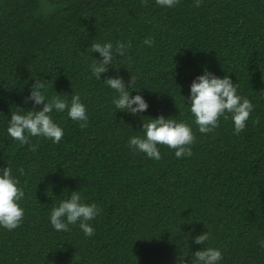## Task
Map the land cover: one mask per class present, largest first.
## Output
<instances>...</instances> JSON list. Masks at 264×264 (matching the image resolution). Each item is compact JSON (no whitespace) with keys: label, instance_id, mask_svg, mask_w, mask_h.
Segmentation results:
<instances>
[{"label":"trees","instance_id":"1","mask_svg":"<svg viewBox=\"0 0 264 264\" xmlns=\"http://www.w3.org/2000/svg\"><path fill=\"white\" fill-rule=\"evenodd\" d=\"M92 41L128 44L115 67L126 84L135 76L144 113L116 112L112 90L90 78L92 55L100 58ZM205 68L227 73L253 104L240 133L230 115L209 133L194 123L182 96ZM116 74L110 68L102 79ZM35 78L49 81L48 96L79 93L88 123L54 111L61 141L30 137L32 151L6 127L10 108L33 107L23 98ZM160 114L191 125L190 156L159 145L153 160L127 146L141 134V115ZM7 165L25 190V215L17 228H0V264H175L181 247H204L191 237L205 231V243L222 251L220 264H264V0H178L172 8L155 0H0V167ZM79 189L101 209L90 237L49 223L53 202Z\"/></svg>","mask_w":264,"mask_h":264},{"label":"clouds","instance_id":"2","mask_svg":"<svg viewBox=\"0 0 264 264\" xmlns=\"http://www.w3.org/2000/svg\"><path fill=\"white\" fill-rule=\"evenodd\" d=\"M178 0H155V4L161 8H172ZM199 6V0H195ZM146 45H151L152 40L146 38ZM128 44L117 41H95L88 48L92 54L98 53L99 59L92 55V61L88 68L90 78L102 80L107 88L112 90L111 104L117 111L138 115L144 113L149 104L136 90L135 76L131 73L128 84L119 75V69L115 67L117 57L126 55ZM110 68L116 70V75L106 76L102 74ZM48 82L44 79H36L30 85L29 94L23 98L24 104L31 102L33 107L24 108L16 106L11 110L10 118L7 120V134L21 145H29L30 150L35 151L38 144H32L30 137H43L52 143H59L64 135L62 126L53 119L52 113L66 112L67 116L86 127L88 115L86 105L82 102L79 93L72 91L58 92L48 96ZM133 91L136 92L133 95ZM182 96V95H181ZM184 103L190 109L194 123L198 125L201 133H209L219 126L220 118L230 119L233 124L234 133L238 134L245 129L246 123L253 111V104L238 92L237 83L225 73L218 76L210 69L205 68L203 72L193 78L189 88V95L182 96ZM42 105L37 108L36 106ZM149 117L148 119H143ZM141 134L130 135L127 138V146L138 152L144 153L148 158L159 160L161 152L159 145H166L174 150L177 158L191 155L190 145L194 142V134L191 125L185 120H178L174 116L160 114L156 117L141 115ZM137 131V130H136ZM23 174V169L19 170ZM25 197V190L20 186L19 178L13 174L10 165L0 167V228L9 231L17 228L23 220L25 211L21 201ZM101 209L95 202H86L81 189L68 192L66 198L58 203L53 202L49 212V223L56 231L67 232L70 225H76L83 235L90 237L94 234L93 221ZM210 235L207 231L192 236L191 240L196 244H204V247L195 252H181L175 257V264H188L186 257L190 258L191 264H220L222 251L219 247L210 246L205 243L209 241ZM264 248V239L258 241ZM186 246L187 241L185 242Z\"/></svg>","mask_w":264,"mask_h":264}]
</instances>
